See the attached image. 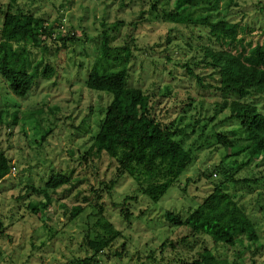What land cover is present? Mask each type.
<instances>
[{
	"label": "rangeland",
	"instance_id": "1",
	"mask_svg": "<svg viewBox=\"0 0 264 264\" xmlns=\"http://www.w3.org/2000/svg\"><path fill=\"white\" fill-rule=\"evenodd\" d=\"M9 3L0 0V24ZM149 8L150 0H17L13 5L14 11L43 18L56 33L30 49L31 61L43 60L41 69L50 73L27 98L16 97L0 78V152L11 164L0 182V264H69L88 254V240L96 236L109 245L101 264H193L204 250L229 262L264 264V157L242 166L247 154L231 156L232 149L218 143L217 133L231 138L236 127L223 105L238 98L214 89L218 76L203 64L191 65L202 85L182 67L202 61V48L218 46L207 28L176 26ZM197 9L195 17L227 19L245 27L247 41L264 42V0H202ZM130 22L139 23L135 48L121 49L120 35L112 43L117 49L108 52L103 25ZM58 32L68 36L65 43L57 40ZM93 72L127 77L128 86L154 97L157 117L191 152V165L157 203L141 195L128 176L107 191L117 177L116 162L104 154L87 155L110 103L106 94L87 89ZM240 100L264 114V92ZM237 169L236 180L252 182L227 181ZM71 170L74 187L49 191L50 208L33 215L28 203L43 197L25 187L43 190L52 176ZM221 184L257 226L255 243L241 235L234 248L214 247L209 237L165 220L167 211L186 217ZM93 191L101 195L102 214L92 208ZM122 210L132 214L129 223Z\"/></svg>",
	"mask_w": 264,
	"mask_h": 264
},
{
	"label": "trees",
	"instance_id": "2",
	"mask_svg": "<svg viewBox=\"0 0 264 264\" xmlns=\"http://www.w3.org/2000/svg\"><path fill=\"white\" fill-rule=\"evenodd\" d=\"M25 1V0H24ZM34 1V0H26ZM202 0H150L149 10L156 15L161 14L164 20L176 26H186L195 23L208 29L210 40L214 39L218 49L204 47L202 61L182 65L189 75L202 85L203 79L191 68V65L210 68L218 76V85L214 87L222 95H233L238 99L232 103H224V108L230 109L227 121H234L236 127L230 130L232 137L217 133L218 143L226 149H232L231 156L247 154L248 163L264 157V114L253 104H247L240 99L255 93L264 92V42L253 44L245 39L246 29L227 19L210 20V16H196L197 7ZM17 0H10L7 9L2 12L0 24V78L16 97L25 99L38 85V80L49 75V68L41 69L43 60L33 63L31 50L39 48L56 33L53 25H46L43 18L31 12L14 11ZM217 6V5H216ZM103 25L101 33L104 47L108 52L117 49L112 43L121 36L120 48L130 51L135 48L134 33L138 22L126 25ZM125 26V28H124ZM115 34V36H113ZM58 41L65 43L68 36ZM55 39V37H54ZM75 38L70 40L73 42ZM88 90L106 94L110 103L105 109L98 131L87 153L97 157L106 155L116 162L117 177L106 185L110 191L118 180L130 177L137 185L141 195L151 202H159L173 187L175 182L186 172L193 158L176 139V132L160 121L155 112L154 97L146 95L141 89L128 86L127 77L112 74L99 75L93 72L86 81ZM208 87H212L210 85ZM233 171L227 181L234 185H247L249 179L236 180ZM71 170L69 174L61 172L52 176L43 190L34 186H26L28 192H33L43 199L31 201L27 208L33 215L46 212L51 206V193L70 185L74 187ZM226 174L225 171H219ZM11 173V164L3 152H0V182ZM216 176V175H215ZM224 184L215 187L204 204L191 211L186 217L167 211L165 220L177 227L191 230L194 234L209 237L214 247L225 246L234 248L239 237L247 236L255 243L258 240L257 226L251 221L245 209L234 203L223 190ZM96 194L92 203L93 210L102 214L99 206L101 195ZM126 200H131L128 197ZM83 210V209H82ZM124 219L129 223L132 214L122 210ZM2 222L0 221V235ZM103 240L96 236L88 240V254L85 257L73 258L69 264H101L102 254L109 245H103ZM164 246V245H163ZM116 256L120 257V253ZM193 264H238L215 256L212 250H204L200 260Z\"/></svg>",
	"mask_w": 264,
	"mask_h": 264
}]
</instances>
